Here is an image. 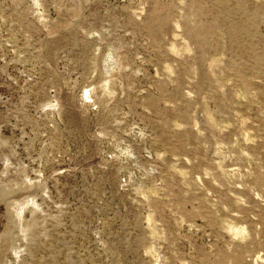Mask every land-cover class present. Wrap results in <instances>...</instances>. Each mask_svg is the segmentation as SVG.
<instances>
[{"label":"rangeland","instance_id":"1","mask_svg":"<svg viewBox=\"0 0 264 264\" xmlns=\"http://www.w3.org/2000/svg\"><path fill=\"white\" fill-rule=\"evenodd\" d=\"M0 264H264V0H0Z\"/></svg>","mask_w":264,"mask_h":264}]
</instances>
